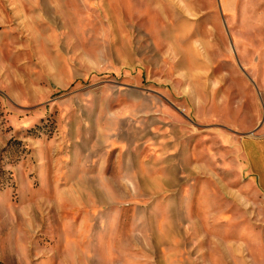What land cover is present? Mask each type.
<instances>
[{
  "label": "rangeland",
  "instance_id": "374dc122",
  "mask_svg": "<svg viewBox=\"0 0 264 264\" xmlns=\"http://www.w3.org/2000/svg\"><path fill=\"white\" fill-rule=\"evenodd\" d=\"M264 0H0V264H264Z\"/></svg>",
  "mask_w": 264,
  "mask_h": 264
},
{
  "label": "crops",
  "instance_id": "0c3cea01",
  "mask_svg": "<svg viewBox=\"0 0 264 264\" xmlns=\"http://www.w3.org/2000/svg\"><path fill=\"white\" fill-rule=\"evenodd\" d=\"M264 120L262 121L263 126ZM241 139V148L246 161L247 170L255 178L260 192L264 193V133L262 135H246Z\"/></svg>",
  "mask_w": 264,
  "mask_h": 264
}]
</instances>
